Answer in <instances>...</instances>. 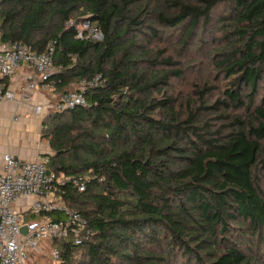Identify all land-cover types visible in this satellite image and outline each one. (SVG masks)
Masks as SVG:
<instances>
[{"label": "trees", "instance_id": "16d2710c", "mask_svg": "<svg viewBox=\"0 0 264 264\" xmlns=\"http://www.w3.org/2000/svg\"><path fill=\"white\" fill-rule=\"evenodd\" d=\"M84 21L101 41L77 38ZM207 28L221 35L208 48L220 100L205 105L206 88L178 100L174 51H198ZM15 41L35 54L52 44L47 83L59 99L85 83V108L53 109L41 123L48 171L88 178L60 202L91 235L49 242L53 264L264 262V0H0V44ZM240 111L251 114H228ZM199 112L221 126H199Z\"/></svg>", "mask_w": 264, "mask_h": 264}, {"label": "built area", "instance_id": "2783aa9c", "mask_svg": "<svg viewBox=\"0 0 264 264\" xmlns=\"http://www.w3.org/2000/svg\"><path fill=\"white\" fill-rule=\"evenodd\" d=\"M70 25L73 22H69ZM77 38L102 40V34L90 21L76 27ZM53 47L47 46L43 54H35L22 41L0 44V103L15 101L29 103L30 91H53L47 83L55 73L53 67ZM23 65L30 66L38 75L30 81L23 93L16 94L4 86V82L15 76ZM98 77L91 83L96 86ZM78 91L60 97L53 109L62 112L74 108H85L87 100L84 85ZM43 106H34L33 113L41 116ZM14 121L18 117L13 118ZM49 158L36 157L33 160H18L8 153L0 154V264H26L31 251H39L42 242L61 240L75 246L82 245L91 235L86 219L73 209L60 202V195L66 187L84 192L88 178L77 176L72 180L48 171ZM24 207L23 211L17 209ZM25 218L35 221L26 222ZM27 225L25 236L20 234L22 226ZM52 260H59L57 248L52 250Z\"/></svg>", "mask_w": 264, "mask_h": 264}, {"label": "rangeland", "instance_id": "374dc122", "mask_svg": "<svg viewBox=\"0 0 264 264\" xmlns=\"http://www.w3.org/2000/svg\"><path fill=\"white\" fill-rule=\"evenodd\" d=\"M215 15L216 17H218ZM170 36L171 42L172 40H176L178 37L177 31H165L164 37ZM220 34L215 28H207L205 29L202 36L199 37V44L201 45L200 49L198 51H194L193 54H187L185 50L180 51H174V55L178 56V59L180 60L181 65L183 66V79L180 82H175L172 85V92L174 97H176L178 100H185L186 97L192 93L193 95L197 94V92L201 91L202 89L206 88L205 94L207 95V98L205 99L204 103L205 105L207 103L211 104L212 102L216 100H220V88L222 85L221 79L219 75H216L214 71H212V67L210 65V54L208 52L209 44L212 42V39L220 38ZM170 42V41H167ZM199 47V46H198ZM80 83H73L71 86V89L68 92H73L76 90H79L81 88ZM84 90V89H83ZM260 93L257 102L261 104V101L264 105V87L260 88ZM191 95V94H190ZM189 95V96H190ZM59 95L58 93L52 92L50 96H47V100L49 103L48 108L45 111V114L43 116H40L38 119L40 121V125L42 121L45 119V117L48 114H51L53 110V106L58 101ZM25 108H31L30 103H23ZM26 108V109H27ZM28 111V110H27ZM26 111V112H27ZM230 118L232 119L233 116H238L241 119H248L250 116V112L246 111H240L238 113L229 112L228 113ZM26 119V118H25ZM199 119L200 124L202 125L204 121L209 122L210 130H215L217 127L221 126V121L214 112H199ZM204 130V129H203ZM42 131V127L40 128V134ZM47 143V142H46ZM260 173H261V183L260 187L264 196V164L262 167H260ZM26 222L30 221H37L38 219L31 220L30 218H25ZM49 243V242H48ZM45 242H42L40 247L43 246ZM42 249V248H41ZM54 249V246H52L50 243L49 245L43 246V249L40 253L38 251H31L29 253V257L27 262H29V258L36 255L32 259V263L34 264H53L52 260V250ZM263 250V248H262ZM26 262V264H28ZM258 264H264V262H259Z\"/></svg>", "mask_w": 264, "mask_h": 264}, {"label": "crops", "instance_id": "0c3cea01", "mask_svg": "<svg viewBox=\"0 0 264 264\" xmlns=\"http://www.w3.org/2000/svg\"><path fill=\"white\" fill-rule=\"evenodd\" d=\"M37 77L38 75L32 67L23 65L15 76L4 82V86L19 97L27 84L30 81H36ZM28 93L31 108L26 107V109L23 103L15 101L0 103V154L8 153L18 160H33L49 153L48 144L40 137L41 125L38 119L40 116L33 113V108L38 105L43 106L41 115L43 116L49 107L47 96H50L52 91H30ZM14 117H18V120L14 121ZM17 209L23 211L24 207L18 205ZM45 245H49V243L45 242L43 246ZM43 246L40 247L38 253L42 251ZM37 254L29 258L27 263L34 264L32 259Z\"/></svg>", "mask_w": 264, "mask_h": 264}, {"label": "water", "instance_id": "95a60500", "mask_svg": "<svg viewBox=\"0 0 264 264\" xmlns=\"http://www.w3.org/2000/svg\"><path fill=\"white\" fill-rule=\"evenodd\" d=\"M73 109H69L68 111H72ZM27 231H28V228H27V225H24V226H22V228L20 229V234L22 235V236H25L26 234H27Z\"/></svg>", "mask_w": 264, "mask_h": 264}]
</instances>
